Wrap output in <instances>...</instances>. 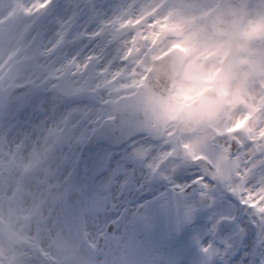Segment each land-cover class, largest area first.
<instances>
[{
	"label": "snow or ice",
	"instance_id": "6c2138e0",
	"mask_svg": "<svg viewBox=\"0 0 264 264\" xmlns=\"http://www.w3.org/2000/svg\"><path fill=\"white\" fill-rule=\"evenodd\" d=\"M118 7H122L118 0H21L18 23L0 35V48L5 50L0 56V98L5 99L0 108V146L7 148L0 157L31 148L34 138L26 130V121L41 132L53 127L95 128L106 117L100 111L86 119L87 109L102 107L113 89L133 76L150 75L136 63L147 51L148 41L133 58L130 48L137 32L134 28L120 31ZM8 20V13L0 16V24ZM147 23L155 25L156 18L148 17ZM21 31L22 39L17 35ZM11 73L17 74L14 79L9 78ZM29 91L32 95L21 106L19 98ZM69 100L78 103L73 111L62 112ZM108 136L119 137L124 145L120 162L107 179L108 190L123 196L126 190L143 192L159 185L163 191L157 189L153 196L124 206L116 202L120 197L93 203L87 189L81 188L50 210L47 222L71 229L85 217L92 220V227L103 224L111 230L128 221L126 239L134 247L135 264H164L159 258L143 259L149 238L162 221H166L164 235L175 249L166 264H264V153L249 157L246 149L251 142L229 145L227 160L216 147L187 169L149 178V161L156 149L137 154L142 144L150 143L148 138L118 131ZM55 151L71 148L58 144ZM71 164L72 160L65 168ZM233 166L237 174L249 173L243 183H221L217 169L222 172ZM64 174L54 173L41 187L67 186L70 183L63 180ZM145 208V219L130 220L131 210ZM192 250L197 253L195 260L190 259ZM36 256L44 253L38 251Z\"/></svg>",
	"mask_w": 264,
	"mask_h": 264
},
{
	"label": "rangeland",
	"instance_id": "374dc122",
	"mask_svg": "<svg viewBox=\"0 0 264 264\" xmlns=\"http://www.w3.org/2000/svg\"><path fill=\"white\" fill-rule=\"evenodd\" d=\"M163 0H138V8L134 9L136 10L137 15H141L142 17L144 15L149 17H156V15L152 13H157L159 9L155 6ZM219 0H173L170 1L169 7L167 8L166 15L163 18L156 17V21H158L157 24L154 26L151 25L150 30H148L145 33L146 40L148 41V48L147 51H143V53L140 55V58L136 60V63L141 65L144 69L148 70L151 61L159 56L161 53H163L166 50H169L173 48L174 46L181 49L183 52L186 53V55L189 57L186 65L190 63L194 59V56L196 55V59L200 62V65L203 66L202 72L200 74V81L203 82L205 86H209L211 77L213 75L214 70L218 66L220 60L225 57L227 49L230 47V42L228 39L224 38H214L211 36L210 32L205 27V18L207 13L218 3ZM259 0H253L252 7L249 8L250 11H259L260 9L258 7ZM21 6V0H0V16H2L4 13L9 14V20L1 27V31H6L7 28L10 25H15L18 23V9ZM185 6H190L187 15L185 16V11L187 10ZM158 9V10H157ZM156 10V11H154ZM132 16H134L136 14ZM127 13L125 12L123 20H120L122 22V25H119V29L122 32L123 30H129V29H136V27L132 26L133 22H128L127 19ZM194 22V23H193ZM184 25L189 26V31L186 35L183 36L180 40H174L169 39L167 40L163 45L160 47H155L153 45V41L155 38V35L162 31H171L175 28L182 27ZM154 28L156 30H154ZM7 32V31H6ZM126 32V31H123ZM18 38H23V31L19 32ZM143 36V34H142ZM201 37V38H200ZM139 39V35H138ZM200 39V40H199ZM138 40H135L131 45L135 47H138V51L135 53V50L133 51L135 54H132L133 58L137 55V53H141L142 49L145 48V42H142V44L137 45ZM190 42V43H188ZM255 44H259V42L252 41L251 36L246 35L243 29V26L241 27V38L240 41L235 45V52L230 56V60L228 63V69L227 73L223 78L222 81V88L223 91L226 94V100L224 103L225 111L227 107H237L239 106V103L243 100L241 97V94H247L248 93V82L249 78L246 76V67L249 64L251 55L249 56L247 51L252 50V47H254ZM5 54V50L1 51L0 56ZM198 62V63H199ZM185 70V69H183ZM184 72V71H183ZM182 78L175 82L172 98L169 101V116L173 119L177 118V113L179 109L185 105L180 103L181 100H185L187 97L191 96V87L182 81L190 80L187 77L184 78V73H182ZM16 73H11L9 78L14 79ZM231 77V78H230ZM250 77V76H249ZM143 77L137 79L135 76L132 77V79L128 80L127 83L123 84L121 87H117L113 89L112 94L106 99L105 104L102 107L92 106L89 108L87 113L84 114L86 119H92L96 117L97 113L100 111H103L105 117H109V112L106 111L107 105H110L117 97L122 95H127L135 90L141 83H142ZM231 79V81H229ZM57 98H60L59 94H56ZM246 97V95L244 96ZM27 97L24 100L20 102V105L23 106L25 103L28 102ZM70 104L74 107L78 101L70 100ZM176 102V111L172 113L170 111V106L172 103ZM0 104H5V99L0 98ZM69 103H66L65 108H63L61 111L65 112V109L67 108ZM106 113V114H105ZM231 120L226 121L225 115L222 116L219 120H212L210 118H204L203 121L196 127V131L194 135H188L182 129H179L176 124H171L165 131V134L160 142L156 143H147L142 144L137 149V154H140L141 156L146 155L148 153L149 148L155 147V151L153 152L151 156V160L149 161V172L151 169H153L156 166H158L159 161L157 160V154L161 153L164 148L167 147H173L175 148L178 146V144H183L185 149L190 153L191 150H193V154L195 155L194 147L197 145L198 139L203 136L206 132V129H218L223 130L225 128L230 127ZM231 128V127H230ZM73 128H69L66 134L64 135L65 141L67 142V145L70 146L71 151H64L63 156L60 159H55L54 154L52 152V145H49L47 147V156L51 155L54 160H56V168L55 173L57 170L62 171V173H66L63 175V180L69 181L70 175L72 173H78V179L77 183L75 184L76 190L78 191L81 188H86L87 191L95 187L98 190V200L97 202L103 203V201L106 199L104 195L105 190V183L107 182L108 177L111 175V172L114 170H111L112 166L115 165V167L120 162V157L124 152V145L119 147L118 149H112V150H106L107 153V161L105 162V169H109V173L104 176L106 178V181L104 182V179H101L100 182H97L95 186H90L93 184L94 180L90 178V174L92 173L91 170L94 168L99 167V161L94 160L90 166H87L85 168V162L90 158V154H93V157L96 158V155H98L97 151H95L96 148H93L91 152H89L84 158H79V155L81 153V146L85 147L88 145V133L92 131V129H88L86 127V131L84 135V138H76V140L72 141L73 138ZM232 129V128H231ZM88 131V132H87ZM225 131H223L224 133ZM56 137L54 140H50L54 143L57 139H59L60 134L55 133L53 138ZM247 137L246 131L243 129L241 131L237 130H231L230 132L223 134L222 137V150L225 149V144L231 140L232 138H236L242 145H244V140ZM78 142L77 146L75 145ZM145 146V148H144ZM104 148V147H103ZM193 148V149H192ZM106 149V148H105ZM167 150V149H165ZM165 150L163 152H165ZM247 150V149H246ZM225 155L224 159L227 160L226 156V149L224 150ZM177 155V154H175ZM78 157V161L77 158ZM111 157V159H109ZM72 160V164L69 168H65V166ZM79 162V166L77 167V163ZM169 165L164 168L163 175L165 176H171L174 173L180 172L181 168H176L177 163L174 159H171ZM25 162L18 163L15 165V163H8L5 161V158L0 157V171L6 170L8 174V180L4 181L3 178L0 177V244L2 243V246H0V264H13L17 261V263L22 261L30 262L31 264H36L32 258L30 253V247H32L31 239L32 234L27 233L32 227H35L37 225L42 224L41 221L35 222L33 219L28 218V227H24V223H18L14 222V227L12 228L13 234L9 235L7 237L6 231H4L3 226L4 224L9 222V218L12 216L13 213H15L17 210H15L17 207L15 205V202L8 201V197L10 194V191L12 187L15 186H23L24 191H29L32 187L36 186L34 184L37 180L40 179L37 177V173L28 166L23 165ZM44 165V164H43ZM97 165V166H96ZM235 167V166H233ZM65 168V169H64ZM207 172V169H204ZM30 173L32 175V184L28 185L27 187L22 184L21 181V175L24 173ZM148 172V176H149ZM159 175V174H158ZM51 175V173L47 174V176H43V182L46 181ZM161 177L160 175L156 178ZM45 178V179H44ZM74 180V178H72ZM70 180V183L71 181ZM34 181V182H33ZM22 184V185H21ZM69 185V184H68ZM67 185V186H68ZM67 186L60 187L59 185H53V186H45L43 187V197L49 196L50 200L48 203H43V209L40 207H34V209L30 210L31 213H41V217L43 218V225L46 228V231L49 232H60L64 235L65 241L72 243V246L74 247V250L78 252L75 256H71L72 258L68 260L69 264H86L84 263L86 260L91 262H100L99 264H107V262L110 260V257H112V254L115 253L116 257L120 260L121 264H135V260L133 257L134 251H132V245L127 244L128 240L126 239V236L123 235V229H124V223H119L115 227L117 228V233L111 237L110 246L108 247L105 254H101L100 252L93 253L94 256L90 257V254L86 252H80L76 244L74 243L73 238V228H68L65 226H62L56 222H47L48 217L50 215V210H52L56 205H58L60 202L64 201V191ZM51 187H55L57 189L58 193L57 195L53 196L50 194ZM153 188V187H152ZM23 191V192H24ZM113 198L120 197L116 202L119 205H124L125 201H130L135 198L138 191L131 190V191H124L123 196H120V193L113 189L112 191ZM31 208V207H30ZM41 210V211H40ZM144 209H140L137 212V215L134 217L133 220H142L147 217L144 216ZM20 214V212H19ZM161 224L157 226L155 231L151 234L149 238L148 248L146 252L144 253L143 259L147 261H151L154 258L161 259L164 264H166L167 260L172 257V255L175 252L174 247L171 243H169L164 235V227L166 225V222L163 224V227L161 226L160 229L158 227ZM26 232V233H24ZM68 232V233H67ZM28 234H30V238H28ZM24 235V237H23ZM27 237V238H26ZM93 236H89L90 239H92ZM24 244V245H21ZM18 248L20 250L22 258L20 261L19 255L15 254L14 249ZM115 251V252H114ZM43 252L47 253L49 256L52 257H58L57 259H65V255H68L65 251H58L56 248L47 246L43 242ZM194 252H196L194 250ZM67 253V254H66ZM14 259H11V258ZM95 264V263H92Z\"/></svg>",
	"mask_w": 264,
	"mask_h": 264
},
{
	"label": "bare ground",
	"instance_id": "6f19581e",
	"mask_svg": "<svg viewBox=\"0 0 264 264\" xmlns=\"http://www.w3.org/2000/svg\"><path fill=\"white\" fill-rule=\"evenodd\" d=\"M137 3L138 0H118V5L122 7L117 8V12H118L117 19L119 21V25H122V22H120V18L123 17L126 12L128 14L126 20L129 23L135 21L132 25L136 26V32L139 35V39L137 42L138 45L140 43L142 44V42H145L146 40L145 33L148 30H150L151 25L146 23L147 18H145L146 20H139L140 17L138 18L137 15L138 12L134 10L138 8ZM189 7L190 6H185V8L187 9L185 11V16L188 13ZM258 7L260 9V12H264V0H259ZM134 12H136L135 18H133L132 16ZM141 25L142 27H140ZM9 27L7 28V30L9 29ZM6 31L4 30L3 27V30L0 32V35H3ZM251 38L253 43L254 42L258 43V40L260 41V43L255 44L254 47H252V50L247 51L248 55L249 56L251 55L249 66L246 68L247 69L246 76L248 75L247 77L249 78L248 93L241 94L243 100L239 103V106L237 107L228 106L227 111H225L226 121L231 120L232 124L234 123L237 124L246 121L247 122L246 124L249 125L248 126L249 128L247 129L249 137L246 141V143L251 142V147H248V150L246 151L249 157H253L256 156L257 154L264 153V37L251 36ZM132 43L133 42H131V44ZM3 50H4L3 48H0V53ZM198 62L199 61L198 59H196V55H195L194 59L190 61L188 65L185 64L184 67L185 70H183L184 72H182L184 73V78L187 77L190 80L200 81V74L202 72L203 66L200 65V62L199 63ZM181 78L182 76L180 77V79ZM245 95L246 97H244ZM70 102L72 101L69 100V102H67L69 104L65 109V112L74 110V107L72 106V104H70ZM65 105L63 108H65ZM0 108H3L1 104H0ZM88 110L89 109H87L86 111ZM86 111L84 112V114L86 113ZM170 111L172 113L176 111V102L171 104ZM39 122L40 121L37 120V123ZM25 126L28 133L32 135L34 138L31 148L25 153H18L13 151L11 155H7L5 160L14 161L15 164L18 163L23 164L25 162L22 168H24L25 166L31 167L37 173V177L40 179V183L39 180H37L34 183L36 184V186L34 187L31 186L30 187L31 189L29 191H27L28 189L24 191L23 189L17 190L16 188H13L11 190L8 197V201L15 202V205L17 207L15 210L17 211L12 214V216L9 218L8 223L2 225L3 229L4 231H6L8 237L9 235H12L14 233L12 230V228L14 227L13 226L14 222L24 223V227L27 228L28 218L33 219L35 222L41 221L42 224L32 227L29 231H27V233L30 232V234H32V239H31L32 246H39L43 251V242H44L47 246L56 248L58 251L67 252L68 255H65L64 258L70 259L71 256L73 257L77 254V252L74 250V247L72 246V243L65 241L64 235L60 232H49V231L45 232L47 227L43 225V218L41 217V213L34 214L32 212L31 213L29 212L30 210L34 209V207H40L43 209V203H48L50 200V198L46 196L43 197V189H42L43 187H41V184L43 183V176H47V174L49 173H51V175L55 173L57 161L54 160L51 155L46 156V147L49 145L48 143L49 140L51 139V136H53V134L58 132L60 128L57 127L48 128L43 130L42 132L38 130L34 131L32 125L27 124V121L25 122ZM72 130H73L72 141L76 140V138L83 139L84 135H86L85 134L86 127L80 130H76L75 128H73ZM222 131H224V129L210 130L209 132L201 136L197 141L196 144L197 146L194 147L195 155L193 154L194 153L193 150H191L190 153L187 150L185 152L184 146L182 144L178 145V147L175 148V151L177 152V158L180 161L178 162L179 164H176L177 166L176 168L187 169L195 161L199 160L205 152H208L216 147H219L221 149L219 139L223 134ZM258 140H261V142H258ZM77 144L78 142L75 145L77 146ZM90 144L91 142L89 141V145ZM95 147H96L95 151H97L98 155H96L95 158L93 157V154H90V158H88V160L85 162V168H87V166H90L91 163L97 158H98L97 161H99V167L91 170L92 173L90 174V178L96 182H94L90 186H95L97 182H100V180L104 179V176L109 173L108 172L109 169L107 170L104 168L105 162L107 161L106 149L97 145ZM0 153H7L6 146H0ZM167 153H169V151H167ZM166 155H167L166 151L161 152L157 154L156 158L158 161H161L166 157ZM170 161L171 160L162 162V164L157 169V177L159 175L161 177L165 176L163 175V170L169 165ZM202 167L204 166L202 165ZM113 169H115V165L112 166L111 170ZM58 171L60 170H57L56 172ZM217 171L220 173L219 175L220 182L229 186L237 182L242 184L246 176L249 174L248 172L237 174L235 171V167H225L222 172L218 168ZM157 189L163 191L162 186L154 185L151 190L145 188L143 192H138L136 199L140 197L147 199L148 197L153 196ZM97 194H98V190L95 187H93L88 191V195L91 202L97 200ZM133 213H135L134 210H131L130 220H132ZM145 213L146 215H148V209L146 208H145ZM165 222L166 221L159 222L157 226L161 224V226L163 227V224ZM127 223L128 221H126V224ZM30 234L27 235L28 238H30ZM0 246H2V243L0 244ZM14 253L17 255L20 252L17 249H14ZM19 257L20 259H18V261L23 259L21 255H19ZM196 258H197V253L194 252V250H192L190 253V259L195 260ZM11 259L14 258L12 257ZM88 262L89 261L86 260L84 263L88 264ZM13 264H31V263L27 261H22L20 263L19 262L17 263L16 261ZM107 264H121V263L119 259L113 257L110 258Z\"/></svg>",
	"mask_w": 264,
	"mask_h": 264
},
{
	"label": "water",
	"instance_id": "95a60500",
	"mask_svg": "<svg viewBox=\"0 0 264 264\" xmlns=\"http://www.w3.org/2000/svg\"><path fill=\"white\" fill-rule=\"evenodd\" d=\"M248 0H242L241 6H236L231 0H224L223 5L215 14L217 22L210 26L217 35H227L232 40L239 39L238 28L243 19V7ZM217 16V17H216ZM212 20H210L211 22ZM160 61L154 71L149 76L145 84L137 94L134 100H125L123 107L125 111L118 112V118L110 122L109 133L118 131L124 136L135 135L139 133H150L151 137L158 139L163 128L170 122L166 118V101L171 92V81L178 75L179 67L169 66L166 60ZM225 68L217 75L215 80L221 81ZM158 86V90L156 89ZM217 96L213 98H204L200 103L193 107L186 108L188 114L181 115L180 122L190 131L200 121L204 115L216 114L222 103L223 95L220 91V84L216 87ZM162 94L164 98L162 99ZM156 123L155 129L150 130L149 125ZM114 141L98 138L97 142H109L112 146L121 144L119 137Z\"/></svg>",
	"mask_w": 264,
	"mask_h": 264
},
{
	"label": "clouds",
	"instance_id": "9594fccd",
	"mask_svg": "<svg viewBox=\"0 0 264 264\" xmlns=\"http://www.w3.org/2000/svg\"><path fill=\"white\" fill-rule=\"evenodd\" d=\"M252 6L253 5L250 4V8ZM168 7L169 5H164V7L156 13V17L163 18L166 15ZM243 29L246 35L264 37V12L250 11L244 19ZM182 82L187 83L191 87L192 92L190 97L181 100L180 103L193 107L197 106L204 98L216 97V87L220 84L219 80H213L210 87L205 86L202 81L198 80H186Z\"/></svg>",
	"mask_w": 264,
	"mask_h": 264
}]
</instances>
